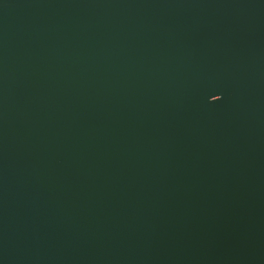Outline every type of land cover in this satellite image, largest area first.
Returning <instances> with one entry per match:
<instances>
[{
	"label": "water",
	"instance_id": "95a60500",
	"mask_svg": "<svg viewBox=\"0 0 264 264\" xmlns=\"http://www.w3.org/2000/svg\"><path fill=\"white\" fill-rule=\"evenodd\" d=\"M0 264H264V0H0Z\"/></svg>",
	"mask_w": 264,
	"mask_h": 264
}]
</instances>
